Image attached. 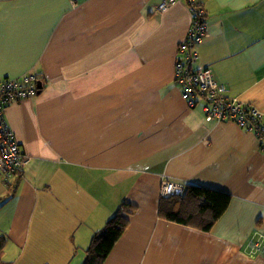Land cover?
<instances>
[{
  "label": "crops",
  "instance_id": "crops-1",
  "mask_svg": "<svg viewBox=\"0 0 264 264\" xmlns=\"http://www.w3.org/2000/svg\"><path fill=\"white\" fill-rule=\"evenodd\" d=\"M163 1L0 0V80L41 84L4 109L30 159L0 207L4 262L82 264L128 202L138 210L104 264H264V243L249 246L264 232V150L188 106L174 67L193 16L184 0L159 11ZM196 2L207 33L190 71L210 69L264 116V0ZM163 181L225 192L229 207L209 233L163 221ZM6 184L0 175V197Z\"/></svg>",
  "mask_w": 264,
  "mask_h": 264
},
{
  "label": "built area",
  "instance_id": "built-area-1",
  "mask_svg": "<svg viewBox=\"0 0 264 264\" xmlns=\"http://www.w3.org/2000/svg\"><path fill=\"white\" fill-rule=\"evenodd\" d=\"M177 1L179 0H164L158 10L164 11ZM184 1L193 18L188 37L181 47L186 50L184 59H178L174 72L176 81L183 88V96L188 100V106L193 107L201 102L208 121H234L241 129L251 132L264 150L263 116L251 107L226 97L225 87L217 83L210 69L204 68L195 73L190 71V65L196 59V47L202 43L207 33L206 13L196 0ZM35 82V75L0 80V175L6 183L13 175L21 173L30 159L19 151L14 134L5 120L4 109L12 103L34 97L37 92ZM182 191V185L170 181H163L160 186L162 197L181 194ZM263 243L264 232H261L254 241L249 242L251 251L258 252Z\"/></svg>",
  "mask_w": 264,
  "mask_h": 264
},
{
  "label": "trees",
  "instance_id": "trees-1",
  "mask_svg": "<svg viewBox=\"0 0 264 264\" xmlns=\"http://www.w3.org/2000/svg\"><path fill=\"white\" fill-rule=\"evenodd\" d=\"M262 118L264 119V116ZM19 176L20 173L7 182L5 194L0 197V207L15 196ZM182 186L181 194L160 198L157 208L158 217L184 228L209 233L227 211L231 196L198 184L184 183ZM137 210L135 205L123 202L103 227L93 234L82 264H104L129 227L130 219ZM5 242L6 238L0 236V264H8L2 258Z\"/></svg>",
  "mask_w": 264,
  "mask_h": 264
},
{
  "label": "water",
  "instance_id": "water-1",
  "mask_svg": "<svg viewBox=\"0 0 264 264\" xmlns=\"http://www.w3.org/2000/svg\"><path fill=\"white\" fill-rule=\"evenodd\" d=\"M37 93L41 90V84L39 82L36 83Z\"/></svg>",
  "mask_w": 264,
  "mask_h": 264
},
{
  "label": "rangeland",
  "instance_id": "rangeland-1",
  "mask_svg": "<svg viewBox=\"0 0 264 264\" xmlns=\"http://www.w3.org/2000/svg\"><path fill=\"white\" fill-rule=\"evenodd\" d=\"M256 110V109H255ZM256 111H258V110H256ZM258 113H260L259 111H258ZM260 114H262V113H260ZM162 196L160 195V198H161Z\"/></svg>",
  "mask_w": 264,
  "mask_h": 264
}]
</instances>
